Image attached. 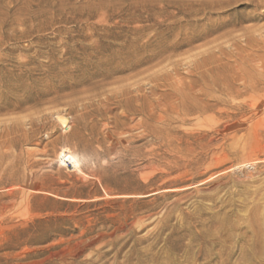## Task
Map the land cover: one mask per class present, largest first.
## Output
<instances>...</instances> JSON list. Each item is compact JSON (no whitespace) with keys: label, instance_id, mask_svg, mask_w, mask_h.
<instances>
[{"label":"rangeland","instance_id":"1","mask_svg":"<svg viewBox=\"0 0 264 264\" xmlns=\"http://www.w3.org/2000/svg\"><path fill=\"white\" fill-rule=\"evenodd\" d=\"M262 78L264 0H0V264H155L264 218Z\"/></svg>","mask_w":264,"mask_h":264},{"label":"bare ground","instance_id":"2","mask_svg":"<svg viewBox=\"0 0 264 264\" xmlns=\"http://www.w3.org/2000/svg\"><path fill=\"white\" fill-rule=\"evenodd\" d=\"M249 84H242L241 93L264 91V78L261 82ZM200 108L203 111L208 106L203 105ZM60 158L69 168L76 169L65 155L61 154ZM227 219H213V225L224 229V232L214 237L213 232L208 231L210 234L200 237L195 252L193 247L187 246L183 250L180 243H170L164 257L155 259L152 257L150 261L155 264H264V218L257 214L246 221L240 218L236 223L243 224L245 229L237 234L234 232V225ZM179 252H182L180 258L173 256Z\"/></svg>","mask_w":264,"mask_h":264},{"label":"snow or ice","instance_id":"3","mask_svg":"<svg viewBox=\"0 0 264 264\" xmlns=\"http://www.w3.org/2000/svg\"><path fill=\"white\" fill-rule=\"evenodd\" d=\"M237 7H239V6L237 5Z\"/></svg>","mask_w":264,"mask_h":264}]
</instances>
